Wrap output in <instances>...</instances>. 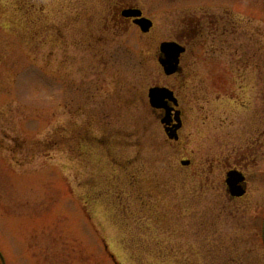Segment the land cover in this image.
<instances>
[{
  "label": "rangeland",
  "instance_id": "rangeland-1",
  "mask_svg": "<svg viewBox=\"0 0 264 264\" xmlns=\"http://www.w3.org/2000/svg\"><path fill=\"white\" fill-rule=\"evenodd\" d=\"M115 1L0 0V264H264V0H126L154 27L111 38ZM176 27L174 81L157 52ZM171 85L177 142L147 96Z\"/></svg>",
  "mask_w": 264,
  "mask_h": 264
},
{
  "label": "flooded vegetation",
  "instance_id": "flooded-vegetation-1",
  "mask_svg": "<svg viewBox=\"0 0 264 264\" xmlns=\"http://www.w3.org/2000/svg\"><path fill=\"white\" fill-rule=\"evenodd\" d=\"M110 4L112 7H115L113 10V13L110 14L111 15L110 18H108L106 21V30L107 31L110 30L108 33L111 34V38H117L119 36L120 32L126 30L125 26H127V25H131L133 27L138 28L134 23V19L126 18L123 16V12L128 10V9H137L136 6L132 5V4H135V2L123 0V2L122 1H119V2L115 1V2H112ZM152 24H153L152 28L150 29L149 32H151L153 27H154L153 21H152ZM176 30L178 32H181L180 36L175 35L173 33L174 37L171 36V38L168 41H163V42H168V43H175V44L179 45L180 47H182V49H183V52L179 55V58H178L177 71L174 74L167 76L168 78H171L174 81L178 80L179 78H184L186 76L185 67H184V59H185L186 54L188 53V44L191 40V36L189 33V27L184 28L183 31H180L181 29L176 27ZM107 31H106V33H107ZM199 32H200V29H196V32L194 33V35H197ZM163 42H161V43H163ZM236 52H237V49H236ZM157 57H158L157 61L160 65L159 60L163 59V56L160 54L159 49L157 52ZM236 59H237V57H236ZM160 67L162 68L161 65H160ZM242 68H246V64L239 65L237 62H235L233 60V63L229 67L230 74H229V76L226 75L225 77H223L224 81L227 83L230 81L229 83L235 84L236 83L235 80H237L239 77L244 78V75L242 76L241 74L240 75L238 74L239 71L242 73L246 72V71L243 72L244 69H242ZM162 71H163V68H162ZM260 71H263V73L260 74V77L262 80H264V67L259 69V72ZM153 87H161V88L167 89L169 92L172 93V98L169 100H166L164 102L163 108H160V109L152 108V107H150V108H151V111H153L154 113H157V115H159V117H160L159 119H163V118H165V116H167V119L169 121L168 125H167L168 126L167 130H169L170 133L172 131H174L175 128L178 127V125L180 126L175 132L176 137L179 140V133H180L182 127L184 126V119L187 115V112L185 110V103L182 101L181 97L177 95V92H176L177 89L174 87V85H171L169 87H167V86H153ZM253 98H254V100L251 99L250 100L251 104L248 105V108L251 110L249 120L251 122V118H252L253 123H251V124L254 125L255 119H256L255 114H259L258 120L261 123V125L264 126V99L261 98L260 96H256ZM177 139H176V142L178 141ZM170 141H173V140H170ZM261 143L262 144L264 143V135H263V138L261 137ZM261 147H262V145H260V144H259V148L254 146L253 149H255V151H253V152L259 151L258 149H260ZM251 156L254 158V156H256V155H254V153H253ZM187 161H189V164L185 167H190L191 161L190 160H187ZM235 167L236 166H233L232 168H235ZM237 169H239V168H235V170H237ZM237 171H239V170H237ZM243 184L245 186V183H243ZM245 189H246V186H245ZM263 226H264V224H263ZM261 237H262V234H261Z\"/></svg>",
  "mask_w": 264,
  "mask_h": 264
},
{
  "label": "water",
  "instance_id": "water-1",
  "mask_svg": "<svg viewBox=\"0 0 264 264\" xmlns=\"http://www.w3.org/2000/svg\"><path fill=\"white\" fill-rule=\"evenodd\" d=\"M123 16L126 18H135L134 23L139 26L143 33H147L152 27V23L149 20L141 18V12L139 10L128 9L123 12ZM160 51L164 56L163 59L159 60L164 69V73L168 76L174 74L177 71L179 55L183 52L182 47L175 43H162L160 45ZM148 98L152 108L160 109L164 107V102L166 100L172 98V93L167 89L156 87L149 90ZM168 122L167 116L161 120L162 124L167 125ZM179 127L178 125L171 133L165 129L170 139H177L175 132ZM188 164L189 163L186 161L182 162L184 166ZM243 181V176L236 171H231L227 174L226 184L232 197H241L245 193L241 186Z\"/></svg>",
  "mask_w": 264,
  "mask_h": 264
}]
</instances>
